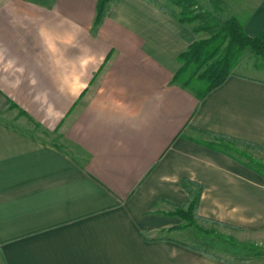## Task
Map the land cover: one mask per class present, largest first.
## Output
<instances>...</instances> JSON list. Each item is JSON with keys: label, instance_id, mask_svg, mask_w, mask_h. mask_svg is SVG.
<instances>
[{"label": "crops", "instance_id": "obj_1", "mask_svg": "<svg viewBox=\"0 0 264 264\" xmlns=\"http://www.w3.org/2000/svg\"><path fill=\"white\" fill-rule=\"evenodd\" d=\"M97 1L0 0V264H241L227 240L264 244V179L204 144L264 148V80L239 61L198 100L170 83L208 37L195 23L118 0L93 29ZM236 1L214 11L264 30V0ZM10 105L61 141L22 130ZM182 179L204 188L200 217L238 229H181Z\"/></svg>", "mask_w": 264, "mask_h": 264}, {"label": "trees", "instance_id": "obj_2", "mask_svg": "<svg viewBox=\"0 0 264 264\" xmlns=\"http://www.w3.org/2000/svg\"><path fill=\"white\" fill-rule=\"evenodd\" d=\"M145 1L154 5L164 14L176 19L180 24L198 23L196 31L208 36L192 43L186 51L177 57L179 68L170 82L171 85L177 84L189 91L198 100L204 99L226 81L237 65L240 56L245 52H250L251 55L261 59L264 63V31H260L252 37L248 36L244 31L243 24L234 16L223 20L215 15L216 13L206 12L205 20L204 14L201 12L195 14L191 11L195 4L193 0H169L171 5L177 7L178 10L160 4L157 0ZM117 2L118 0L97 1L93 29H98L103 24L109 9ZM247 49L249 51H246ZM209 135L214 140L212 143L204 144L206 147L230 157L264 179V169L260 164H251L233 154L235 152L239 156L245 155L238 152V146L260 151L263 155L264 148L218 134L210 133ZM179 186L185 191L187 197L182 204L175 205V210L170 214L183 221L184 224L180 227L181 229L197 226L199 222L212 223L225 229H238L227 224L204 219L198 215L201 195L204 190L202 185L182 179ZM184 247L206 257L218 258L201 249L191 246Z\"/></svg>", "mask_w": 264, "mask_h": 264}, {"label": "rangeland", "instance_id": "obj_3", "mask_svg": "<svg viewBox=\"0 0 264 264\" xmlns=\"http://www.w3.org/2000/svg\"><path fill=\"white\" fill-rule=\"evenodd\" d=\"M158 1L165 3L166 6H169V7H172L174 9L178 10L177 7H173L171 5V2L169 0H158ZM193 1L195 4H194V7L191 8V11H193L195 14H199L201 12V14H204V19H205V15H206L205 13L206 12L213 13V14L216 13L214 11L215 5L212 2V0H193ZM222 1H224L225 5L228 6V9H230L229 2L232 1L231 4L237 3L236 0H222ZM218 7H219V5H218ZM215 15H217L220 18V16H219L220 14L216 13ZM223 15H224V17L225 16L227 17V15H225V12H224V14L221 15V17ZM195 24H196V26H198V23H195ZM262 31H264V30H262ZM246 51H249V50L247 49ZM239 61L240 62L242 61V63L245 66L247 65L250 67V68L245 67L244 69H239L238 70L239 73L240 72L249 73L251 76L259 77V78L264 80V73H262L261 71H258L259 69H257L256 67H254V68H256L255 72H254V71H252L253 69L251 67L252 65H256V64L258 66L264 67V63L261 59L259 60L254 55H251L250 52H245L243 55L240 56ZM82 105H83V103L82 104L80 103L77 106V108L73 110V112H76ZM15 106L10 105L9 107L11 108L12 111L16 109L17 115H15L14 118L17 117L18 119H20L22 117L21 118L23 121V123L21 124V126H23L22 130L28 131L29 133H31V136H33L35 138L49 139V140L55 142L56 144H58L61 141V139L56 138L54 135H52L53 132H51V133L45 132L44 127H42L43 125L40 123V121L36 120L31 114H29V112L25 111L22 107H19V106L15 107ZM15 113H12V114L14 115ZM8 121L12 122L9 119H8ZM17 125H19V124H17ZM60 131H62V127L60 128ZM55 134L57 135V132H55ZM237 150H238V152L244 153L245 155L239 156V154L235 153V152H233V154H235L236 156L241 158L243 161H247L251 164L258 163L264 169V155L260 151H255L252 149H244V148H241L240 146H238ZM201 225H203V226H201ZM198 226L199 227L201 226V229L199 231L202 233H205V234H213V233L219 234L221 232L222 233L225 232L224 231L225 229L223 227H219L217 225L215 226V225L204 223V222H199L197 224V227ZM234 233H236V232H233V236H236V235H234ZM227 241H228L227 245L228 246L231 245L232 250L238 252V256L241 255L242 261H240L239 257L237 256L239 259L237 261L240 262L241 264H264V244H262L260 246L257 245V247L252 246V247H250L251 249H247V247L249 245L242 247L240 245L239 241L237 239H235V237H232V238L228 239ZM200 242L201 243L195 242V244H198L202 248L205 247L204 249H208L207 243L203 244L202 241H200ZM243 261H245V262H243Z\"/></svg>", "mask_w": 264, "mask_h": 264}]
</instances>
